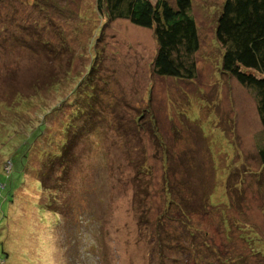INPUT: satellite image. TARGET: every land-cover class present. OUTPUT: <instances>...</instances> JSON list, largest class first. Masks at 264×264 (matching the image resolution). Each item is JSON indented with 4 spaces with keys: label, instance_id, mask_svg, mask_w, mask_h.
Here are the masks:
<instances>
[{
    "label": "rangeland",
    "instance_id": "1",
    "mask_svg": "<svg viewBox=\"0 0 264 264\" xmlns=\"http://www.w3.org/2000/svg\"><path fill=\"white\" fill-rule=\"evenodd\" d=\"M223 1L192 0V81L95 0L0 4V264H264V132L221 70Z\"/></svg>",
    "mask_w": 264,
    "mask_h": 264
},
{
    "label": "trees",
    "instance_id": "2",
    "mask_svg": "<svg viewBox=\"0 0 264 264\" xmlns=\"http://www.w3.org/2000/svg\"><path fill=\"white\" fill-rule=\"evenodd\" d=\"M7 1L0 0V4H7ZM39 1L34 0V3ZM191 8L192 0H156L154 3L150 0H95L97 13L108 23L126 21L133 26L152 30L157 47L153 72L159 77L185 81H192L196 77L194 56L199 49L198 31L190 13ZM1 11L0 24L3 25ZM214 36L222 50L223 74L253 91L264 132V0H224ZM89 96V99L95 98L94 94L90 93ZM90 106L92 109L89 108L88 113L94 110ZM71 127L73 124L69 120L66 133ZM155 137L159 140L158 135ZM67 140L60 157L61 166L68 152ZM259 157L264 163V141L259 149Z\"/></svg>",
    "mask_w": 264,
    "mask_h": 264
}]
</instances>
